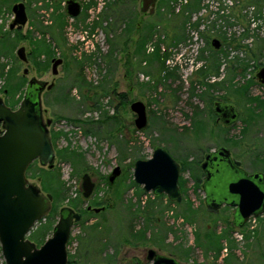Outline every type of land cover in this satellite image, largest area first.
I'll use <instances>...</instances> for the list:
<instances>
[{
  "label": "rangeland",
  "instance_id": "rangeland-1",
  "mask_svg": "<svg viewBox=\"0 0 264 264\" xmlns=\"http://www.w3.org/2000/svg\"><path fill=\"white\" fill-rule=\"evenodd\" d=\"M20 1L27 4L28 22L9 33L12 5ZM93 1L86 12L71 18L54 0H0V33L4 35L0 97L15 109L28 80L57 81L55 89L42 95L43 121L51 120V134L61 133L53 142L55 167L35 160L27 170L34 187L53 194L56 215L51 217V212L38 222L28 238L42 245L52 235L61 208L71 206L83 214L68 242V261L72 256L76 264H151L146 258L151 248L183 264H264V214L235 227L231 207L208 212L203 190L189 169L181 171L187 180L183 204L169 205L161 198L148 213V201L155 195L135 184L133 177L135 161L151 157L157 146L181 164L189 163L201 179L205 152L220 145L228 146L249 171L264 172V84L256 78L264 57L251 61L246 71L237 68L232 73L227 69L232 64L229 59H246L249 54L244 48L225 45L230 54L223 60L222 77L204 79L197 73L218 56L215 51L220 48L215 49L212 40L222 41L218 35L223 32L229 41L236 34L241 43L254 46L253 36L241 38L247 29L250 34L258 32L250 22L251 9H243L244 0H201L198 10H185L186 0H159L155 14L150 15L141 12L140 0ZM223 5L226 8L221 10ZM189 15L192 21L200 17L205 21L199 29L188 23L186 33L183 19ZM138 22L144 31L155 26L140 53L134 45ZM261 31L264 35V28ZM184 33L187 38L175 40ZM21 46L31 52L29 63L18 58L16 50ZM158 46L162 58L169 55L167 68L161 67L162 58L155 55ZM53 57L64 59L57 76L52 73ZM27 67L30 72L23 76ZM168 71L172 74L166 77ZM223 79L227 80L224 84L217 83ZM114 89L126 97L117 96ZM135 100L147 105L148 126L142 130L136 128V114L130 108ZM217 100H229L240 112L229 128L216 122L213 104ZM106 113L116 115L118 121L100 122ZM67 147L82 155L73 160L62 158L59 150ZM117 165L123 172L110 189L108 175ZM86 172L97 182L89 199H84L82 189ZM95 201L109 207L98 213L86 211ZM188 204L195 211L193 223L181 216ZM95 225L98 232L92 229ZM92 234L103 236L106 246L92 243ZM218 243L223 247L220 255L214 250ZM0 264H6L1 244Z\"/></svg>",
  "mask_w": 264,
  "mask_h": 264
},
{
  "label": "water",
  "instance_id": "water-1",
  "mask_svg": "<svg viewBox=\"0 0 264 264\" xmlns=\"http://www.w3.org/2000/svg\"><path fill=\"white\" fill-rule=\"evenodd\" d=\"M158 0H140L142 13L155 14ZM14 19L11 28L23 27L28 22L27 8L24 1L13 5ZM67 13L77 17L81 13V4L76 0H67ZM215 49L221 47L218 38L212 40ZM19 58L27 62L25 47L17 50ZM62 58L53 60L52 73L57 75ZM29 69H24L28 74ZM264 84V66L257 73ZM38 81L31 79L19 106L13 109L0 97V244L6 264H68V242L72 227L82 220V214L70 206L61 208L59 218L52 235L40 246L28 238L35 225L46 218L52 211L54 196L34 187L27 177L29 166L39 160L43 166L53 168L56 149L49 130L51 120L44 123L42 117L41 93L45 88ZM130 108L136 114L135 126L142 130L148 126L147 105L142 100H135ZM233 106L216 104L215 111L230 117ZM233 113V112H232ZM241 162L231 157L230 150L221 146L217 151L208 153L202 164L205 173L204 188L206 206L210 212L218 213L227 203L236 206L234 224L241 227L251 217L264 214V174H248L240 167ZM180 163L164 147L157 146L151 157L137 159L134 164V180L147 192L159 196L166 194L172 201L182 200L179 188ZM122 168L117 165L109 175L113 185L121 175ZM96 187L89 172L82 176L83 197L89 199ZM94 212H101L105 207H88ZM146 258L151 264H183L174 256L159 253L151 248Z\"/></svg>",
  "mask_w": 264,
  "mask_h": 264
},
{
  "label": "trees",
  "instance_id": "trees-1",
  "mask_svg": "<svg viewBox=\"0 0 264 264\" xmlns=\"http://www.w3.org/2000/svg\"><path fill=\"white\" fill-rule=\"evenodd\" d=\"M188 1L189 3H187L186 5V8L185 10H198L200 7H201V0H186ZM90 4H95V2H91ZM90 4H88L87 6L89 7ZM47 5H50L49 2H47ZM243 9H251V13H253V17L250 19V22L252 21V23L255 24V26L257 27V30L258 32H254L253 34H250V31L249 29H247L246 32H244V34L241 36V38H246V37H250V36H253L254 37V46H250L248 44H243L241 43V39L240 38H237L238 36L236 34H233L229 39L230 41L228 40V36L226 35L227 33L223 32L221 35H218L219 37L222 38V41H221V47H220V50H216V54H218L217 57H215V59L212 61V64H211V61H210V67H208L207 65H204L200 68L199 71H197V73H199L204 79L207 78V77H211L212 75L216 76V77H222V72H221V67H222V64H223V60L224 59H228L229 58V54H230V51L229 49L225 48V47H222V46H232L235 50L237 49H242L244 48L246 51H247V54H249L247 56L246 59H243V58H240L239 56H236V57H233V59H229V62L231 61V65L228 66L227 69H231L230 72H234L235 70H237V68L241 69L243 71H246L248 69V67H250L251 65V61H260V59L262 57H264V35H262V31L261 29L264 28V14H263V11H264V0H244V3H243ZM59 8V6H57V9ZM221 10H224L226 7L221 6L220 7ZM66 15V14H64ZM185 18L183 19V28H184V31L187 33V24L189 23V25H191L193 28L195 29H199L200 26H202V24L204 23L205 19L200 17L198 18L197 20L195 21H192L191 20V15L189 16H184ZM224 16H221L219 18H222ZM65 20V19H64ZM218 21V19H215L214 22L212 23V26L215 27V24L216 22ZM231 23V22H230ZM155 26L154 24H151L150 25V29H146V31H149V32H146L143 30L142 28V22H138L137 25H136V32L138 34V37L134 43V45L136 46V53H140L141 50H143L144 48V45L146 43V41L149 39V38H152L153 36V32L155 31ZM203 35V33H202ZM188 36L184 33L182 36H176L175 37V40L178 41V40H181V39H185L187 38ZM160 46L157 47L156 49V52H155V55L157 57H159L160 59L162 58L161 57V54L159 53L160 51ZM220 54V55H219ZM169 55H165L164 58H162L160 60V63H161V67L162 68H167L165 66V60L168 58ZM255 62V63H256ZM5 66L6 64H3L2 66V70L4 71L5 69ZM213 71H211L212 69ZM2 71V74L4 73ZM172 74V72L168 71L166 77H169V75ZM82 75V73H81ZM82 79L84 80V77H82ZM227 81V80H222V81H219L217 82L218 84H224V82ZM211 85V84H210ZM245 93H248V86H245V88L243 89ZM114 94H116L115 92V89H114ZM105 95V94H104ZM117 96H122L123 98L126 97V93H117L116 94ZM250 100H257L259 101L260 98H253V97H250ZM122 103L124 102L123 100L121 101ZM127 102V101H126ZM117 109H119V106H117ZM88 121H93L91 119H89ZM109 121H115L117 122V116L116 115H109L108 113L106 114H103V118L100 120V122L102 123H105V122H109ZM118 124V123H117ZM91 129V127L89 128ZM61 135V133H53L52 134V139H53V142L55 143V139L58 138L59 136ZM59 153L61 155L62 158H65V159H71L73 160L74 158H76L77 156H81L82 153L80 152H77L76 150H73V149H70L69 147L67 148H64V149H60L59 150ZM194 164V163H193ZM182 165V170L183 172L186 171V170H190V171H194L193 173V177L195 178V182L196 184H200L201 183V178L197 176V174L195 173V169L190 166L189 167V163H186L185 165L184 164H181ZM135 183V181H134ZM180 185L182 186V189L183 191L186 190V185H187V180L183 178V176L180 177ZM109 184V183H108ZM136 184V183H135ZM109 187L110 189H114L112 185L109 184ZM164 195H161V196H155L154 199H150L147 204L148 208H147V211H149L148 213H151L152 210H150V207H153L155 205V202L156 200H159L161 198H163ZM83 201V200H82ZM81 201V202H82ZM83 203V202H82ZM183 203H179L178 205H182ZM88 206H94V207H105L108 208L109 206H105V203H103V201H95L92 205L91 204H88ZM88 206H87V209L86 211H89L88 210ZM188 207L185 208V210L182 212L181 216L183 215V218L189 222V223H193L192 221V218L194 216V213L195 211H193L191 209V205L188 204L187 205ZM104 209V210H105ZM103 210V211H104ZM53 214L51 217H54L56 215V207H52V211H51ZM50 212V214H51ZM195 218V216H194ZM82 221V220H81ZM51 222H50V226L51 227ZM98 226L95 225L94 227H92L93 231L95 232H98ZM34 235V234H33ZM32 235V237H33ZM35 237V236H34ZM224 237V235H223ZM248 237V236H247ZM106 239H104L103 236L101 235H96V234H92V239H91V242L92 243H97V246L100 245V246H106ZM219 245H221L220 243H218L216 245V247L214 248V250H216L217 252V255H220L221 254V251L223 249V247H220ZM230 249L232 250L234 247H232L231 245H229ZM99 252V251H98ZM88 251L86 252V255H87ZM70 261L69 264H76L77 261L75 259L72 258V256L70 257Z\"/></svg>",
  "mask_w": 264,
  "mask_h": 264
},
{
  "label": "flooded vegetation",
  "instance_id": "flooded-vegetation-1",
  "mask_svg": "<svg viewBox=\"0 0 264 264\" xmlns=\"http://www.w3.org/2000/svg\"><path fill=\"white\" fill-rule=\"evenodd\" d=\"M76 1H78L80 4H81V13H84V12H86V10H87V5L88 4H90L91 2H94L93 0L92 1H87V0H76ZM158 2H159V0H158ZM17 3V2H16ZM54 4H57V5H59V6H62L63 5V9L65 10L64 11V14H66L67 13V0H54V2H53ZM15 4V3H14ZM13 4V5H14ZM26 4V3H25ZM13 5H12V13H13V19H14V12H13ZM94 4H90V6L89 7H91V6H93ZM26 8H27V4H26ZM80 13V14H81ZM0 14H2V12H1V10H0ZM27 14H28V9H27ZM68 14V13H67ZM79 14V15H80ZM69 15V14H68ZM78 15V16H79ZM70 16V15H69ZM77 16V17H78ZM71 17V16H70ZM28 18H29V14H28ZM72 18V17H71ZM75 18V17H74ZM13 19H12V21H13ZM11 21V22H12ZM11 24V23H10ZM10 24H9V29H8V31H9V33L10 32H12L13 30H21V29H23V27H21V28H19V27H14V28H11L10 27ZM27 24V23H26ZM3 34L2 33H0V41H1V39L3 38ZM21 47H25V46H21ZM19 49V48H18ZM17 49V50H18ZM25 49H26V47H25ZM17 50H16V53H17ZM26 54H27V57H28V61L27 62H25V63H29L30 62V57H29V55H31V52H27L26 51ZM18 58H19V56H18ZM57 58H62V57H57ZM20 59V58H19ZM54 59H56V57H53L52 59H51V63H52V65H53V60ZM63 59V58H62ZM21 60V59H20ZM22 61V60H21ZM24 62V61H23ZM63 63H64V59H63ZM62 63V64H63ZM61 64V65H62ZM60 65V66H61ZM59 66V67H60ZM264 66V65H263ZM263 66H261L260 68H259V70L257 71V73L260 71V69L263 67ZM28 69H29V67H27ZM51 68H52V66H51ZM29 72H30V69H29ZM29 72H28V74H29ZM59 73V72H58ZM257 73H256V78L259 80V78L257 77ZM28 74H24L23 76H27ZM58 75V74H57ZM57 75H55V76H57ZM31 79H34V80H36L35 78H31ZM30 79V80H31ZM30 80H28L27 81V85H26V88H27V86H28V83H29V81ZM36 81H38V80H36ZM260 81V80H259ZM39 82V84H41V85H46L45 86V88L42 90V93H41V103H42V95L44 94V93H47V92H50V91H52L53 89H55V87H56V85H57V81H56V79H52L51 81H48V80H45V81H38ZM261 83V82H260ZM25 91H26V89H25ZM25 94V93H24ZM219 103H221V104H228L229 106H233V110H232V108H230L231 109V115H233L235 112L237 113V117H236V119H234V120H230V121H227L226 119H228V117H230V114L228 113V111L227 110H224V113H225V116H221V115H219L216 111H215V106H216V104H219ZM10 106V105H9ZM213 108H214V112H215V114H216V122L219 124H222V125H224L225 127H230V126H232L238 119H239V117H240V112H239V110L237 109V107L234 105V104H232L231 102H229V100H226V101H224V100H217V101H214V104H213ZM47 110V109H46ZM233 112V113H232ZM42 113H43V111H42ZM51 125V124H50ZM49 125V126H50ZM48 126V127H49ZM53 140V139H52ZM54 144V143H53ZM221 146H225V147H227L229 150H230V153H231V157L233 158V159H236V160H239V159H237L236 157H234L233 156V153H232V151H231V149L228 147V146H226V145H220V146H218L217 148H215V149H213V150H211V151H206L205 152V154H204V158H203V160H202V162H201V164H200V166H201V169H202V171H203V173H204V170H203V168H202V164H203V162L206 160V155L208 154V153H211V152H214V151H217ZM174 157V156H173ZM175 158V157H174ZM176 159V158H175ZM177 160V159H176ZM178 161V160H177ZM240 162H241V165H240V167L241 168H243L248 174H254L255 172H261V173H263L264 174V172L263 171H259V170H256V171H249L245 166H244V163L241 161V160H239ZM179 162V161H178ZM180 163V162H179ZM135 164V163H134ZM180 165H181V163H180ZM120 166V165H119ZM55 167V166H54ZM53 167V168H54ZM53 168H50V169H53ZM122 168V167H121ZM181 171H182V165H181ZM112 172V171H111ZM122 172H123V169H122ZM134 173V172H133ZM111 174V173H110ZM109 174V175H110ZM122 174V173H121ZM91 175V174H90ZM109 175H108V182H109ZM91 177H92V175H91ZM133 177H134V175H133ZM180 177H181V172H180ZM92 180L93 181H95L94 180V178L92 177ZM135 181V180H134ZM179 182H180V178H179ZM178 182V184H179V188H180V190H181V194H182V200L180 201V202H176V201H172V200H170L169 198H168V196L166 195V194H161V195H164L163 196V198H165L166 199V202H168V204L169 205H178L179 203H181L182 201H183V189H182V186L180 185V183ZM204 182H205V173H204V176H203V179L201 180V183H200V186H201V188H202V190H203V193H204V202H205V207H206V210H207V206H206V191H205V188H204ZM95 183H96V186H97V182L95 181ZM110 184V183H109ZM138 184V183H137ZM114 185V184H113ZM112 185V186H113ZM139 186H140V184H139ZM96 188V187H95ZM155 195V194H154ZM161 195H159V196H161ZM155 196H157V195H155ZM85 199V198H84ZM231 207L233 210H234V212H233V225L235 226V224H234V215H235V211H236V206H231V205H229V204H227V203H224L222 206H221V208H223V207ZM71 207V206H70ZM89 207V206H88ZM73 208V207H72ZM221 208H220V210H221ZM75 209V208H74ZM76 210V209H75ZM89 210V209H88ZM219 210V211H220ZM77 211V210H76ZM208 211V210H207ZM78 212H80L81 214H82V212L81 211H78ZM208 212H210V211H208ZM210 213H214V212H210ZM82 218H83V214H82ZM248 222V221H247ZM246 222V223H247ZM244 226V225H243ZM235 227H237V226H235ZM242 227V226H241ZM172 256V255H171Z\"/></svg>",
  "mask_w": 264,
  "mask_h": 264
}]
</instances>
